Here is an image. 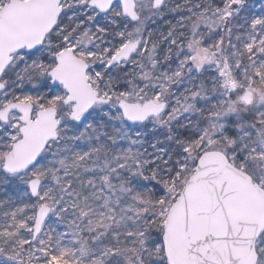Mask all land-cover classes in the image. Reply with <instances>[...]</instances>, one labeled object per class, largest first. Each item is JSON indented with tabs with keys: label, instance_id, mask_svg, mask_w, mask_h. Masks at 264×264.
<instances>
[{
	"label": "snow or ice",
	"instance_id": "1",
	"mask_svg": "<svg viewBox=\"0 0 264 264\" xmlns=\"http://www.w3.org/2000/svg\"><path fill=\"white\" fill-rule=\"evenodd\" d=\"M0 264H264V0H0Z\"/></svg>",
	"mask_w": 264,
	"mask_h": 264
}]
</instances>
